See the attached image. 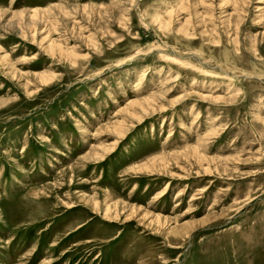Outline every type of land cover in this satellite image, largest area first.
<instances>
[{
  "label": "rangeland",
  "instance_id": "1",
  "mask_svg": "<svg viewBox=\"0 0 264 264\" xmlns=\"http://www.w3.org/2000/svg\"><path fill=\"white\" fill-rule=\"evenodd\" d=\"M0 264H264V0H0Z\"/></svg>",
  "mask_w": 264,
  "mask_h": 264
},
{
  "label": "bare ground",
  "instance_id": "2",
  "mask_svg": "<svg viewBox=\"0 0 264 264\" xmlns=\"http://www.w3.org/2000/svg\"><path fill=\"white\" fill-rule=\"evenodd\" d=\"M24 13L25 12H16V14H14V15H16V16H18V20L19 21H22L23 20V18H24ZM33 14L34 15H32L30 18H29V25H31V22L33 23L34 21H36L37 19H36V15L35 14H37V11L36 10H33ZM27 19V18H26ZM27 21V20H26ZM22 24V23H21ZM8 25V24H7ZM9 25H10V23H9ZM8 25V26H9ZM12 25V24H11ZM10 25V26H11ZM27 25V24H26ZM25 25V26H26ZM33 25V24H32ZM20 26V25H19ZM6 27V26H5ZM13 27V26H12ZM18 27V26H17ZM27 27V26H26ZM21 28V27H20ZM28 28V27H27ZM23 29V28H22ZM12 31V30H11ZM21 31V30H20ZM147 101V100H146ZM145 102V101H144ZM148 102V101H147ZM149 103V102H148ZM173 103V102H172ZM140 105H142L143 106V103H138V106H140ZM141 107V106H140ZM154 108V107H153ZM155 109V108H154ZM154 109H152V110H154ZM161 109V108H160ZM153 112H155V111H153ZM142 113H147V111L146 110H144L143 109V112ZM143 114V115H144ZM146 115V114H145ZM118 128V127H117ZM116 128V129H117ZM118 132V135L119 136H122L123 134L121 133V131H117ZM124 133V132H123ZM115 144V143H114ZM117 144V143H116ZM108 150V149H107ZM110 150V149H109ZM106 153V152H105ZM102 156H104L103 154L102 155H100L99 157H98V159L99 158H101ZM166 190H167V187L164 189V191H163V193H165L166 192ZM167 193V192H166ZM98 210H99V208H98ZM97 211V210H96ZM115 211V210H114ZM112 210L110 209V208H106V211H105V213H104V218H109L112 222H114L115 220L114 219H116L117 220V218L120 216L119 214H114L113 215V213L114 212H112ZM111 213V214H110ZM110 215V216H109Z\"/></svg>",
  "mask_w": 264,
  "mask_h": 264
}]
</instances>
